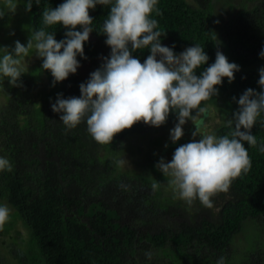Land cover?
<instances>
[{
	"label": "trees",
	"instance_id": "obj_1",
	"mask_svg": "<svg viewBox=\"0 0 264 264\" xmlns=\"http://www.w3.org/2000/svg\"><path fill=\"white\" fill-rule=\"evenodd\" d=\"M19 1L25 9L28 0ZM217 1L158 0L160 14L154 10L150 18L158 22L162 45L173 48L176 54L193 45L204 48L209 60L196 70L197 75L215 62L217 50L240 67L232 83L224 78L222 85L216 86L218 95L200 105H220L222 123L213 134L231 138L234 126L229 128L227 121L238 110L240 96L249 88L261 91L264 0L226 1L230 10L226 21L214 15ZM63 2L40 0L37 5L32 0L28 13L33 30L44 27L42 13L46 8ZM110 6L89 10L91 35L97 44L85 42L86 58L77 57L80 67L75 74L53 86V77L42 69L40 58V64L35 65L40 67L36 79H22L19 86L0 80V157L12 165V171H0V203L17 212L30 236L18 262L217 264L223 256L225 264H264V152L259 150L264 146V113L251 130L257 145L243 142L250 169L233 179L227 192L211 197L209 208L198 199L191 205L179 199L168 183L171 178L157 170L160 158L156 154L150 157L148 172L122 170L118 159L123 144L142 136L150 125L138 122L114 136L112 143L100 144L88 133L86 118L68 129L59 120L60 114L52 111L58 94L65 99L80 96L79 85L98 69L91 67L85 76L80 70L97 58L96 45L109 47L102 26ZM2 11L10 12L5 4ZM6 21L5 17L0 22L2 33ZM45 30L54 32L57 41L65 38L62 25ZM77 30H81L79 26ZM107 52L108 57L110 47ZM148 55L147 48L133 53L141 63ZM197 112L193 110V115ZM176 123L175 112H170L166 124L173 127ZM160 141L154 138L151 145L158 146ZM153 184L158 187L153 189ZM2 227L0 233L12 228ZM242 233L246 234L243 244L238 238ZM149 251L151 259L145 255Z\"/></svg>",
	"mask_w": 264,
	"mask_h": 264
},
{
	"label": "clouds",
	"instance_id": "obj_2",
	"mask_svg": "<svg viewBox=\"0 0 264 264\" xmlns=\"http://www.w3.org/2000/svg\"><path fill=\"white\" fill-rule=\"evenodd\" d=\"M157 3L158 0H64L56 8H46L42 13L44 27L33 30L26 45L17 40L14 48L0 47V78L7 77L11 86H19L23 74L21 60L33 49L36 57L42 59V69L50 71L53 86L75 74L80 67L77 57L86 58L84 44L93 32L89 10L97 5H111L102 26L110 56L104 57L101 66L79 85L80 96L65 99L58 94L52 111L60 114L59 120L68 129L86 118L88 133L100 144L112 143L114 136L141 121L160 127L170 112H175L177 123L170 130V139L175 143L184 135L183 126L195 119L193 110L206 113L201 102L218 95L216 86L222 85L224 78L232 83L240 67L217 50L215 62L197 75L196 70L207 63L208 55L198 45L179 54L162 45V33L156 30L158 22L150 18L154 10L160 14ZM5 7L15 13L18 4L5 0ZM31 9L32 0H28L25 10ZM4 14L0 11V18ZM53 25L66 29L64 39L57 41L54 32L45 30ZM145 48L150 55L141 63L133 53ZM259 55L264 58V50ZM258 84L261 91L247 89L238 100V110L227 121L229 128L234 126L231 138L207 134L196 140L195 126L191 142L177 147L171 161L161 158L155 165L163 176L171 178L168 183L179 199L189 205L198 199L210 208L211 197L227 192L232 180L250 169L251 160L243 142L257 145L251 130L257 117L264 113V67L259 69ZM259 150L264 152V146ZM4 170L12 171V165L7 158L0 157V171ZM9 215L8 206L0 205V227ZM145 255L152 257L150 251ZM217 264H225V258L221 256Z\"/></svg>",
	"mask_w": 264,
	"mask_h": 264
},
{
	"label": "rangeland",
	"instance_id": "obj_3",
	"mask_svg": "<svg viewBox=\"0 0 264 264\" xmlns=\"http://www.w3.org/2000/svg\"><path fill=\"white\" fill-rule=\"evenodd\" d=\"M228 1L233 4L240 3V0H218L215 3L214 15L217 16L218 20L223 19L226 21L229 18V9L226 5ZM18 7L15 11L6 13L4 15L7 19L5 32H0V47L14 48V42L19 40L22 44H27L30 33L33 31L30 14L26 12L19 0H15ZM5 4V0H0V11H2V5ZM0 18V22L5 18ZM222 22V21H220ZM2 23V22H1ZM89 41L97 44V40L91 35ZM99 54L93 63H86L81 67V73L85 76L91 67H100L104 62L103 58L107 57V49L104 45H96ZM3 52L0 51V56ZM42 61V59H41ZM40 64V58L36 57L35 50H30L29 54L22 58L20 68L23 74L20 77L22 79H36L38 76V71L40 67L35 66ZM35 66V67H33ZM27 67V68H26ZM33 67V68H32ZM1 79H8L7 77H2ZM43 83L46 82L45 76H42ZM2 98L0 97V102ZM221 107L218 104H214L206 107V113H200L195 115L194 120H189L183 126L184 135L182 138L172 143L170 139V130L174 127L167 125L166 123L160 127L150 126L146 133L142 136L131 137L127 142L123 144L121 156L118 159V163L124 172L139 171L148 172L147 165L150 162V157L152 154H156L159 158H164L166 161H171L173 153L177 147L181 144L191 142L193 139L192 133L198 127V136L196 140L200 139V135L213 134L218 126L222 123V114L218 113ZM222 110V109H221ZM203 121V123H201ZM154 138H160V145L153 146L151 141ZM130 145V146H129ZM167 145V147H165ZM146 170V171H145ZM167 185V184H165ZM0 205H7L10 209L9 219L3 225L4 227H12L8 232L0 233V264H24V262L19 263L18 258H23L21 256V250L25 247L27 248L30 244V236L27 228L23 224L22 220L18 216L17 212L6 203H0ZM3 227H0L2 230ZM27 235H25L26 231ZM25 237V238H24ZM264 237V236H263ZM239 240L242 242L246 238V234L242 233L239 235ZM24 239V242H23ZM243 244V242L241 243ZM240 244V245H241ZM239 245V246H240Z\"/></svg>",
	"mask_w": 264,
	"mask_h": 264
}]
</instances>
